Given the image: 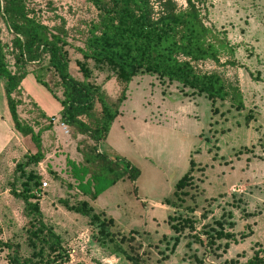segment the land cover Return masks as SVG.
I'll return each instance as SVG.
<instances>
[{"label": "rangeland", "instance_id": "374dc122", "mask_svg": "<svg viewBox=\"0 0 264 264\" xmlns=\"http://www.w3.org/2000/svg\"><path fill=\"white\" fill-rule=\"evenodd\" d=\"M150 1L155 7L158 0ZM173 1L183 6L181 0ZM25 3L47 26L64 22L72 39L67 49L68 73L81 81L76 48L82 47L79 32L94 17L91 6L85 0ZM198 6L204 25L233 47L232 56H226L230 64L220 55L219 64L205 61L199 68L236 81L242 108L235 110L228 102L216 101V113H212L203 95L185 96L189 92L180 91L175 83L137 75L127 86L120 117L98 145L104 158L124 159L139 175L133 184L126 178L117 181L89 201V206L112 219L110 231L116 239L136 232L132 234L136 242L126 241L122 247L138 253L147 264H228L244 262L254 250H264V0H201ZM10 38L0 21L1 41L8 45ZM6 63L12 69L9 56ZM85 65L90 71L87 81L114 99L120 88L108 72L90 61ZM39 73L61 99L59 83L47 72ZM1 87L0 82V240L22 244L26 217L23 203L12 196L11 189L20 190L16 164L35 153L36 147L28 136L13 129ZM19 88L18 118L38 131L43 155L26 170L39 177L35 194L43 221L60 235L66 252L74 250L67 264H128L95 242L96 229L86 218L67 209L84 198L72 186L65 157L80 162L92 142L69 127L65 134L57 123H51L50 117L59 118L60 105L32 73L23 77ZM190 159V186L184 188L181 203L171 201L173 210L165 202L171 199L174 184L187 171ZM184 207L191 211L184 212ZM168 217L173 219L168 221ZM184 218L196 221L197 234L183 224ZM167 222L175 225L174 232ZM219 229L231 239H215L206 248L203 232L213 235ZM174 237L177 244L172 248ZM4 256L0 250V264H8Z\"/></svg>", "mask_w": 264, "mask_h": 264}, {"label": "trees", "instance_id": "16d2710c", "mask_svg": "<svg viewBox=\"0 0 264 264\" xmlns=\"http://www.w3.org/2000/svg\"><path fill=\"white\" fill-rule=\"evenodd\" d=\"M94 11V17L84 26L81 48H76L81 62L75 64L83 79L77 80L68 73V47L70 37L64 22L47 26L27 7L25 0H0V21L11 36L9 44L0 39V82L5 107L13 129L22 137L28 136L36 151L17 163L20 190L11 189L13 197L23 203L26 222L23 226L22 244L12 240H0V250L5 252L8 264H67V252L63 241L41 216L36 196L39 177L30 169L42 159L39 133L22 123L16 107L20 104L19 84L23 77L32 73L34 80L50 88L41 79L39 71L47 72L59 83L61 99L52 97L60 105L59 120L74 133L86 136L90 147L82 153L80 162L65 157V167L72 186L82 198L67 209L87 219L95 227L94 240L108 247L111 254L120 256L128 264H147L138 253L128 252L122 244L133 241L130 237L116 239L110 231L113 222L102 213L93 212L89 201L126 178L133 184L139 171L124 159H106L101 155L99 143L104 141L109 127L119 114V106L126 98L127 86L137 75L154 76L159 82L175 83L185 96L203 95L210 102L212 113H216V101L228 102L235 110L242 108L241 94L236 81H229L216 71H205L199 64L210 61L219 64V56H232L233 47L224 36H219L204 25L198 4L201 0H181L177 7L173 0H158L153 7L150 0H85ZM12 60L8 68L6 57ZM90 61L98 69H104L120 88L118 95L110 99L99 87L89 83L90 71L85 62ZM44 62V64H42ZM230 62L228 61V63ZM232 64V63H231ZM27 67H34L27 71ZM248 116V115H247ZM248 118V117H247ZM187 171L175 182L171 199L165 204L173 210L171 201H183L184 188L190 186L193 162L188 161ZM191 211L184 207V212ZM173 219V217H171ZM168 217V221H170ZM192 232L197 234L196 221L183 219ZM174 232L175 225L167 222ZM219 225V223H218ZM203 244L209 248L215 239H231L228 233L203 232ZM135 241V240H134ZM136 242V241H135ZM177 244L174 237L172 248ZM226 247V243L224 244ZM79 264V263H75ZM228 264H264V250H254L244 262L230 261Z\"/></svg>", "mask_w": 264, "mask_h": 264}, {"label": "built area", "instance_id": "2783aa9c", "mask_svg": "<svg viewBox=\"0 0 264 264\" xmlns=\"http://www.w3.org/2000/svg\"><path fill=\"white\" fill-rule=\"evenodd\" d=\"M50 121H51L52 124L57 123L58 127L61 129V131H63V133H65V134L67 133V130H66L67 126L64 123H62L59 120V118L55 119L54 117H50ZM45 186H46V184L42 183V187H45ZM73 254H74V250L73 249H70L69 251H67V256L69 258H71Z\"/></svg>", "mask_w": 264, "mask_h": 264}, {"label": "crops", "instance_id": "0c3cea01", "mask_svg": "<svg viewBox=\"0 0 264 264\" xmlns=\"http://www.w3.org/2000/svg\"><path fill=\"white\" fill-rule=\"evenodd\" d=\"M117 117H120V112H119V114L117 115ZM117 117H116V118H117ZM116 118L113 120L112 124L115 122ZM112 124H111V125H112ZM111 125H110V127H111ZM110 127H109V129H110ZM108 132H109V131H108ZM107 135H108V133H107ZM106 137H107V136H106ZM105 139H106V138H105Z\"/></svg>", "mask_w": 264, "mask_h": 264}]
</instances>
